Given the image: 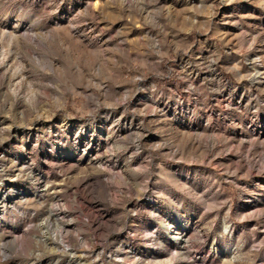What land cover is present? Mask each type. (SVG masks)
Segmentation results:
<instances>
[{
    "label": "rangeland",
    "instance_id": "374dc122",
    "mask_svg": "<svg viewBox=\"0 0 264 264\" xmlns=\"http://www.w3.org/2000/svg\"><path fill=\"white\" fill-rule=\"evenodd\" d=\"M0 264H264V0H0Z\"/></svg>",
    "mask_w": 264,
    "mask_h": 264
}]
</instances>
